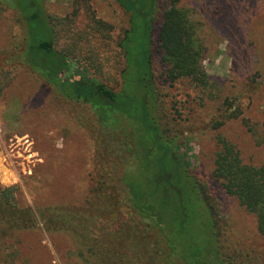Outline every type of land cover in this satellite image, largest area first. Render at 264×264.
Here are the masks:
<instances>
[{"label": "rangeland", "instance_id": "obj_1", "mask_svg": "<svg viewBox=\"0 0 264 264\" xmlns=\"http://www.w3.org/2000/svg\"><path fill=\"white\" fill-rule=\"evenodd\" d=\"M169 2L158 0L152 43L158 112L166 115L161 121L164 136L179 144L178 153L191 163V173L215 196L220 239H227L231 251L242 254L247 263L264 264V237L255 217L213 177L217 135L236 146L245 164L264 165V145L253 135L264 139V0H179L178 6L189 9L200 25L203 66L212 83L207 89L183 79L170 82L165 76L158 33ZM45 3L58 49L72 59L73 72L85 67L90 76L121 90L125 58L119 43L130 27V15L117 0ZM25 37L19 14L0 9V184L18 187L19 202L36 207L69 198L77 178L88 173L84 168L92 135H101L103 129L88 106L65 100L17 59ZM235 111L238 118L215 128L225 113ZM126 130L129 138L122 132L113 137L106 133L114 158L122 156L134 164L140 150L133 141L135 125ZM61 189L66 190L62 196ZM69 250L63 235L54 237L42 229L22 232L9 243L0 242V264H75Z\"/></svg>", "mask_w": 264, "mask_h": 264}, {"label": "trees", "instance_id": "obj_2", "mask_svg": "<svg viewBox=\"0 0 264 264\" xmlns=\"http://www.w3.org/2000/svg\"><path fill=\"white\" fill-rule=\"evenodd\" d=\"M117 3L130 15V27L119 43L125 58L119 91L90 76L85 67L73 72L72 59L58 49L45 0H0V9L17 12L25 29L17 59L65 100L88 106L103 129L92 135L84 168L88 173L77 178L69 198L32 207L19 202L18 187L0 184V242L42 229L68 238L67 255L75 264H176V259L182 264H249L231 251L227 239H220L215 196L191 173V163L178 153L179 144L164 136L161 121L166 115L158 112L152 46L158 0ZM178 5L179 0H170L158 33L165 76L207 89L212 83L203 66L199 22ZM238 116L239 111L225 113V120L214 126ZM131 125L140 147L134 164L114 158L106 133L125 136ZM253 135L264 145V139ZM216 139L213 177L255 217L264 237V165L245 164L235 145L221 135ZM59 191L62 196L66 190Z\"/></svg>", "mask_w": 264, "mask_h": 264}, {"label": "built area", "instance_id": "obj_3", "mask_svg": "<svg viewBox=\"0 0 264 264\" xmlns=\"http://www.w3.org/2000/svg\"><path fill=\"white\" fill-rule=\"evenodd\" d=\"M1 131H2V126H1V124H0V133H1Z\"/></svg>", "mask_w": 264, "mask_h": 264}]
</instances>
